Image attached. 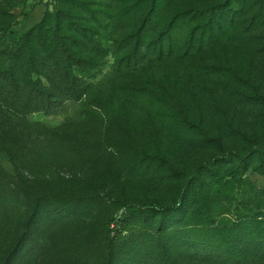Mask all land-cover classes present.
I'll use <instances>...</instances> for the list:
<instances>
[{
  "label": "rangeland",
  "instance_id": "374dc122",
  "mask_svg": "<svg viewBox=\"0 0 264 264\" xmlns=\"http://www.w3.org/2000/svg\"><path fill=\"white\" fill-rule=\"evenodd\" d=\"M78 1L114 18L123 13L124 7L134 5L133 0ZM45 2L0 0V27L10 29L9 58L17 38L41 19L47 7L50 13L55 8L73 12L65 0H55L51 7ZM107 46L109 53L101 72L91 80L90 91V99L100 100L104 111L90 115L91 105L85 99L67 102L54 114L25 116L27 133L34 124L37 134L54 143L53 149H47L54 158L23 167L20 176L9 172L6 158L0 154V165L10 176L13 174L9 177L11 188L16 185L23 190L8 194L10 218L0 226V264L17 242L19 252L10 264H163V256L171 264H230L234 252L225 245L210 252L200 228L187 233L186 227L178 225L173 230L157 231L150 219L131 218L124 231L114 234L110 249L104 239L118 202L161 205L173 201L182 181L150 157L159 154L180 172L190 171L194 164L208 158L211 150L203 148L195 130L179 124L185 117L227 142L235 141V137L223 136L222 111L228 112L226 116L239 132H244L245 137H241L248 139L251 131L260 132L264 122L259 110L229 98L228 84L234 82L227 76H209L201 68L207 61L229 62L238 67L247 86L264 90V55L254 63L246 48L240 52L232 45L214 53L206 51L182 64L173 58L157 61L145 52L137 65V60L125 62L123 54L116 55L112 42ZM117 63L127 71L115 74ZM131 85L144 87L146 95H132ZM247 176L264 192V175L249 171ZM39 194L44 195L40 203ZM59 200L63 205L57 207L56 203H62ZM36 204H41L42 210L32 219L35 228L20 240ZM239 231L237 243L247 247L246 228Z\"/></svg>",
  "mask_w": 264,
  "mask_h": 264
},
{
  "label": "trees",
  "instance_id": "16d2710c",
  "mask_svg": "<svg viewBox=\"0 0 264 264\" xmlns=\"http://www.w3.org/2000/svg\"><path fill=\"white\" fill-rule=\"evenodd\" d=\"M45 1L49 7L55 3ZM65 2L73 12L55 8L50 13L47 7L41 19L17 38L12 58L6 55L10 29L0 27V154L6 158L9 172L16 176L25 166L54 158L51 152L47 153L54 143L37 134L34 124L27 133L25 116L54 114L67 102L85 99L91 105L90 115L104 111L100 100L90 99V91L91 80L101 72L109 53V42L116 55L123 54L125 62L137 60V65L145 52L157 61L173 58L182 64L206 51L214 53L232 45L240 52L246 48L254 63L261 60L259 55H264V34H260L264 32V0H133L134 5L124 7L115 18L91 9L86 2ZM230 65L233 64L207 61L201 70L209 76H227L234 82L228 84L229 98L253 111L259 110L264 122V90L247 86L238 67ZM125 71L127 67L117 63L115 74ZM129 89L134 96L146 95L144 87L131 85ZM222 114L220 123L226 131L223 136L235 137L233 142L211 136L206 126L195 125L186 117L179 122L182 127L195 130L203 148L211 150L208 158L194 164L190 171L180 172L159 154L150 157L164 164L182 184L170 203L118 202L104 239L107 249L114 234L124 231L131 218H147L155 223L157 231L173 230L178 225L186 227L187 233L200 228L210 252L223 245L234 252L230 264H264V192L247 176L249 171L264 175V124L260 132L253 130L245 139L239 128L241 120L239 132L226 116L228 112ZM11 176L0 165V226L10 218L8 194L14 189L23 191L14 184L11 188ZM38 197L40 203L44 195ZM61 205L63 202L56 203L57 207ZM38 210H42L41 204L32 206V217L23 226L20 240L35 228L32 219ZM244 227L247 247L237 243L239 230ZM18 245L19 242L3 264L12 262L19 252ZM162 263L171 264L165 256Z\"/></svg>",
  "mask_w": 264,
  "mask_h": 264
}]
</instances>
